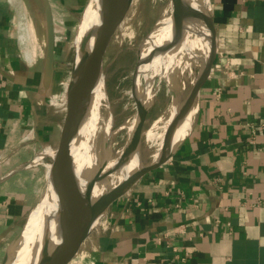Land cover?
Returning a JSON list of instances; mask_svg holds the SVG:
<instances>
[{
	"label": "crops",
	"instance_id": "1",
	"mask_svg": "<svg viewBox=\"0 0 264 264\" xmlns=\"http://www.w3.org/2000/svg\"><path fill=\"white\" fill-rule=\"evenodd\" d=\"M209 1L214 49L189 130L68 264H264V0ZM82 4L0 0V264L34 201L25 156L61 140L74 56L60 38Z\"/></svg>",
	"mask_w": 264,
	"mask_h": 264
},
{
	"label": "bare ground",
	"instance_id": "2",
	"mask_svg": "<svg viewBox=\"0 0 264 264\" xmlns=\"http://www.w3.org/2000/svg\"><path fill=\"white\" fill-rule=\"evenodd\" d=\"M104 2L105 0H89L85 7L80 21L82 48L85 42L87 43L89 50H91L94 45L95 38L93 30L97 29L102 23ZM176 2L177 6L174 7V12L170 15L164 17L162 16L154 29L146 37L140 51L142 57L138 65V76L141 70L147 73L146 71L149 64V70L152 69L153 72V74L149 76V83L152 82L153 75H155L154 73H158L163 77L165 76L170 87H173L175 86V75L173 71L176 70L183 72L187 65L190 64L191 59L194 60L195 63L200 62V59L202 58H204V63L207 60L208 49L211 45V29L209 19L207 18V21L204 19L201 22L196 19L199 21L198 22L194 19V16H190L188 14L189 9L198 8L201 2L199 0H176ZM203 4L206 5V15H209L210 1L204 0ZM198 26H201L200 30L198 29ZM151 41L153 42L152 45H155L161 54V56H156L158 61H148V51L150 53V48L148 46L149 44L151 45ZM211 51L212 50H210V58L204 66L200 78L204 76L209 67L212 59ZM77 54V58H80L82 51L79 53L77 50ZM89 85L90 87L87 101L81 110L82 116L80 123H78L73 132L70 144L82 204L86 210L89 209L94 197L103 195L106 191L110 190V188H114L117 185L127 183L133 173L142 168V131L137 129H139V124L143 119L147 104L151 96H153L152 92L147 90L148 92L146 97L138 83V89L143 94L141 98L142 104L140 106L138 120L130 125L131 134L127 141V146L123 149V151L121 150L119 155L110 159L105 165H101V158L94 151V141L96 132L100 130V128H103L101 127L102 125H100L102 118V103L103 100L108 99V96L104 80L102 61L99 57H97L96 64L92 69ZM181 86H184V80L182 81ZM193 91L191 102L185 109H180V103L176 102L174 99L170 104L169 112L167 111V113L163 114L160 118L158 117L152 126L145 132V139L143 143L145 148L152 150L150 153L152 163L166 157L170 150L174 147V144L188 129L196 109L195 98L198 91L197 86ZM178 108L180 110H178ZM109 115L110 116L105 124V127L103 128L107 138L111 136L112 132V114L110 111ZM174 130H176V136L172 141L164 145L159 144L161 140ZM164 135L165 137H163ZM58 153L60 154L58 150L54 152L49 150L43 152L42 154L57 155ZM41 157L35 161H39ZM85 171L90 174V185H88L83 177ZM110 173L120 178V184L111 183L109 178ZM48 178L50 180L48 194L47 196L45 195L46 198L44 197L45 199L42 204L36 209V212L40 209L44 210L48 214V217L44 223H41L40 225L39 221H29L26 224L22 232V246L19 248L17 256L11 261V264H37V261L40 258V250L43 248L44 244L40 243L36 244V248L32 247L36 232L40 231L42 235L47 236L48 243L50 245L58 243L67 228L66 222L69 219V216L66 215L67 208L70 209L71 215L74 214V220L79 219L77 209L75 208L72 199V192L70 194L71 198H68L67 203L63 204L62 202V190L63 193L64 191L68 192L69 184L64 173L61 154L58 159L57 166ZM129 190L130 187L125 189L121 194L127 195Z\"/></svg>",
	"mask_w": 264,
	"mask_h": 264
},
{
	"label": "rangeland",
	"instance_id": "3",
	"mask_svg": "<svg viewBox=\"0 0 264 264\" xmlns=\"http://www.w3.org/2000/svg\"><path fill=\"white\" fill-rule=\"evenodd\" d=\"M88 1L89 0H83V4L77 11L76 19L73 23V37L60 38L63 41L66 40L72 43L74 64H72L68 71L70 69L74 71V66L78 56L77 50L79 49V51H82V34L79 36V42L76 37L78 26ZM174 1L175 0H129L125 11L110 28L106 36L100 54L108 99L103 100L102 103V118L100 125H102L101 127L103 128L105 127V124L110 116V111L112 114V132L111 136L108 138L105 135L103 128H100V130L96 132L94 151L100 156L101 165H105L110 159L119 155L121 150L123 151V149L127 146V141L131 134L130 125L138 120L140 106L142 104L141 98L143 94L138 89V83L146 97L148 91L153 94L147 104L148 112L142 124V168H144L148 162L152 161L150 157L152 150L145 148L143 143L145 139V132L152 126L158 117L160 118L163 114L167 113V111L169 112L170 104L174 99L176 102L180 103V109H185L191 102L192 92L198 84L205 66L203 64L204 58L200 59V62L198 63H195L194 60L191 59L190 64L187 65L183 72L176 70L173 71L175 75V86L173 87H170L165 76L163 77L158 73H154L155 75H153V80L149 83V76L153 74L152 69L149 70V64L146 71L147 73L141 70L138 76L137 71L142 57L140 51L146 37L154 29L162 16L164 17L174 12L173 10H175L174 7L176 6ZM199 1L201 4H199L198 8L189 9L188 14L190 16H194L195 20L198 19L201 22L204 19L206 20L209 15H206V5L203 4L204 0ZM200 12L203 13L201 14ZM200 27L198 28L199 30ZM79 32H81V29ZM193 36L195 37L194 34ZM152 43L153 42L151 41V45ZM151 45L149 44L148 46L150 48V53L147 50L148 61L157 60V55L161 56L156 46ZM183 80L184 86H181ZM66 95L64 96L65 100ZM180 109L178 108V110ZM44 149L45 148L40 147L38 150L32 151L33 153L28 150L27 155L25 156L27 157V160L23 163V165H21V168L29 171L26 183L28 186H26V190L33 192L34 201L29 206L28 213L21 224L17 236L8 244L7 252L9 254L10 261L17 256L18 250L22 246V232L26 224L29 221H39L40 225L41 223H44L48 217V214L44 210L40 209L36 212V209L46 198L45 195L47 196L48 194L50 181L48 176L51 175L57 166L58 161L53 162L54 155L56 154L42 155L41 153L44 152ZM51 149L53 152L57 151L56 147H52ZM40 157L41 159L39 161H35L36 158V160H38ZM84 174L87 179L91 181L90 174L86 171ZM109 178L111 183L120 184L121 182L120 178L112 173L109 174ZM124 195L125 194H120L118 197H122ZM107 223L108 220L105 216H102L100 219L96 217L91 229L92 233L82 242V245L75 254L74 259L78 255H83L82 252H85L86 243L93 244L95 242L98 235L107 227ZM40 243L44 244L42 249H45L50 245L48 243L47 236L42 235L40 231H37L32 247L36 248V244Z\"/></svg>",
	"mask_w": 264,
	"mask_h": 264
},
{
	"label": "water",
	"instance_id": "4",
	"mask_svg": "<svg viewBox=\"0 0 264 264\" xmlns=\"http://www.w3.org/2000/svg\"><path fill=\"white\" fill-rule=\"evenodd\" d=\"M128 2L129 0H105L103 4L102 23L97 29L93 30L95 38L94 45L92 49L89 50V47L85 42L82 48V54L80 55V58H77L76 64L74 66L72 80L69 84L67 92L68 111L64 122L61 140L56 150H58L61 154L64 173L69 184L68 192L64 191L63 193L62 190V202L63 204H66L72 192V199L75 208L77 209L79 219L74 220V214L71 215L70 209H66V215L69 216V219L66 222V231L64 232L58 243L49 245L47 248L41 250L40 258L38 259L37 264H68L69 262H71L74 259L75 254L80 249L82 242L90 234L93 222L96 217L100 219L102 216H104L110 204L125 189L130 187L132 183L140 176V174L144 170H146V168H148V166L141 168L139 171L133 173L132 177L127 183L117 185L114 188H110V190L106 191L103 195L94 197L92 204L90 205L88 210L83 207L80 188L78 180L76 178L74 163L71 154V139L74 130L76 129L78 123H80V119L82 116L81 110L83 109L87 101L92 69L96 64L97 57H99L101 60L100 52L106 36L110 28L125 11ZM175 5L177 6L176 0ZM208 19L211 29V53H213L214 37L212 33L210 15ZM207 72L208 69L205 72L204 76L200 78L198 85H196L197 90H199V87ZM147 112L148 107L144 112L143 119L139 124V129L137 130L142 131V124ZM60 154L58 153L57 155H54L53 162L58 161V159L60 158ZM83 177L88 185H90L89 183H91V181L87 179L85 174H83ZM2 264H11L9 255H6L4 257Z\"/></svg>",
	"mask_w": 264,
	"mask_h": 264
},
{
	"label": "built area",
	"instance_id": "5",
	"mask_svg": "<svg viewBox=\"0 0 264 264\" xmlns=\"http://www.w3.org/2000/svg\"><path fill=\"white\" fill-rule=\"evenodd\" d=\"M263 127H264V123H262Z\"/></svg>",
	"mask_w": 264,
	"mask_h": 264
}]
</instances>
